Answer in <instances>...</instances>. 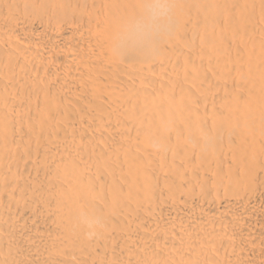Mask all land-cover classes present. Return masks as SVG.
<instances>
[{"label":"bare ground","instance_id":"obj_1","mask_svg":"<svg viewBox=\"0 0 264 264\" xmlns=\"http://www.w3.org/2000/svg\"><path fill=\"white\" fill-rule=\"evenodd\" d=\"M153 2L0 0V264H264V0Z\"/></svg>","mask_w":264,"mask_h":264},{"label":"clouds","instance_id":"obj_2","mask_svg":"<svg viewBox=\"0 0 264 264\" xmlns=\"http://www.w3.org/2000/svg\"><path fill=\"white\" fill-rule=\"evenodd\" d=\"M142 7H144L142 5ZM147 7L152 8L156 13L154 22L151 28H145L136 33L134 40L144 45L153 43L154 37L157 34L158 27L166 23V13L169 8L167 0H154V2Z\"/></svg>","mask_w":264,"mask_h":264}]
</instances>
